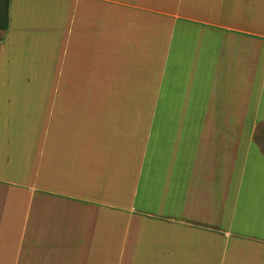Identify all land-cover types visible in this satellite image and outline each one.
<instances>
[{
  "label": "crops",
  "instance_id": "obj_1",
  "mask_svg": "<svg viewBox=\"0 0 264 264\" xmlns=\"http://www.w3.org/2000/svg\"><path fill=\"white\" fill-rule=\"evenodd\" d=\"M0 32V264H264V0H8Z\"/></svg>",
  "mask_w": 264,
  "mask_h": 264
},
{
  "label": "trees",
  "instance_id": "obj_2",
  "mask_svg": "<svg viewBox=\"0 0 264 264\" xmlns=\"http://www.w3.org/2000/svg\"><path fill=\"white\" fill-rule=\"evenodd\" d=\"M7 3L8 0H0V31L7 29ZM2 39L0 32V40Z\"/></svg>",
  "mask_w": 264,
  "mask_h": 264
},
{
  "label": "rangeland",
  "instance_id": "obj_3",
  "mask_svg": "<svg viewBox=\"0 0 264 264\" xmlns=\"http://www.w3.org/2000/svg\"><path fill=\"white\" fill-rule=\"evenodd\" d=\"M260 132L262 131V129L261 130H259Z\"/></svg>",
  "mask_w": 264,
  "mask_h": 264
}]
</instances>
